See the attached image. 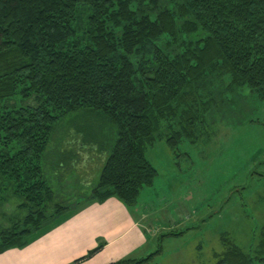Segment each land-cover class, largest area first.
<instances>
[{
  "label": "trees",
  "instance_id": "trees-1",
  "mask_svg": "<svg viewBox=\"0 0 264 264\" xmlns=\"http://www.w3.org/2000/svg\"><path fill=\"white\" fill-rule=\"evenodd\" d=\"M159 3L0 0V200L13 190L28 211L21 225L0 230V254L26 247L54 220L46 213L53 190L42 167L68 115L85 111L116 126L96 201L113 196L133 211L157 178L148 150L163 121H172L179 138L195 133L201 83L211 70L229 73L232 86L264 97V0ZM18 95L37 104H17ZM83 154L85 167L89 155ZM254 253L264 262V236ZM153 255L110 264H148ZM254 261L233 247L216 264Z\"/></svg>",
  "mask_w": 264,
  "mask_h": 264
},
{
  "label": "rangeland",
  "instance_id": "rangeland-1",
  "mask_svg": "<svg viewBox=\"0 0 264 264\" xmlns=\"http://www.w3.org/2000/svg\"><path fill=\"white\" fill-rule=\"evenodd\" d=\"M173 1L160 0L159 4L168 7ZM200 93L203 105L195 133L179 138L170 128L172 121H163L161 135L148 150L157 178L142 191L135 211L127 208L131 216H139L146 242L121 259L154 254L148 264H216L235 247L255 259L254 264H264L262 256L254 253L264 236V97L251 89L235 88L231 75L221 69L207 74ZM15 101L37 104L34 97L23 100L21 95ZM101 116L76 112L55 130L42 167L53 190L46 213L54 220L42 226L39 236L61 216L98 200L95 188L104 155L108 157L118 136L116 126ZM86 141L98 142L105 150L99 152ZM84 152L89 155L85 167ZM23 204L24 199L13 190L5 193L0 200V230L23 223L28 213ZM57 207L63 211L57 212ZM124 219L120 235L129 226ZM109 225L101 224L96 230L107 231ZM82 235L87 237L79 243L87 240L72 245V250L97 242L96 250L108 241L93 228Z\"/></svg>",
  "mask_w": 264,
  "mask_h": 264
},
{
  "label": "crops",
  "instance_id": "crops-1",
  "mask_svg": "<svg viewBox=\"0 0 264 264\" xmlns=\"http://www.w3.org/2000/svg\"><path fill=\"white\" fill-rule=\"evenodd\" d=\"M86 184L90 185L91 183L86 182ZM80 206L73 213L63 214L64 216H61L56 225L47 227L41 236L26 247L12 248L1 253L0 264H110L125 257L127 253L129 255L130 251L131 253L139 251L143 243L146 242L145 232L139 229V216H131L128 207L118 198L90 201ZM124 217V220L129 222V226L120 235V225ZM107 222L112 224L108 226L107 231L96 230L98 227H102L101 224ZM92 228L95 229L97 236L103 235L108 241L88 259L75 263L88 256L91 250L97 246V242L93 244L88 242L84 249L72 250V245L85 243L87 239H84L83 243H79L81 238L87 237L82 233L87 231L90 233Z\"/></svg>",
  "mask_w": 264,
  "mask_h": 264
}]
</instances>
